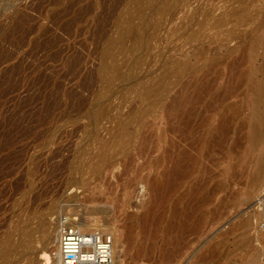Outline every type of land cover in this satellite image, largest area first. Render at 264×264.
Here are the masks:
<instances>
[{
  "label": "rangeland",
  "instance_id": "1",
  "mask_svg": "<svg viewBox=\"0 0 264 264\" xmlns=\"http://www.w3.org/2000/svg\"><path fill=\"white\" fill-rule=\"evenodd\" d=\"M262 37L264 0H0V242L11 236L0 264H36L26 226L40 249L42 219L65 215L114 228L120 264H166L158 249L136 252L145 237L161 245V232L140 220L179 145L176 101L213 77L212 93L226 91L230 64L252 48L240 63L247 83L225 100L250 116L251 84L264 88ZM228 164L211 166L209 185L221 186L206 211L216 218L189 238L192 249H220L198 264H245L249 236L250 252H264V223L241 224L259 197L247 205V187L227 176ZM189 251L177 264L190 262Z\"/></svg>",
  "mask_w": 264,
  "mask_h": 264
},
{
  "label": "bare ground",
  "instance_id": "2",
  "mask_svg": "<svg viewBox=\"0 0 264 264\" xmlns=\"http://www.w3.org/2000/svg\"><path fill=\"white\" fill-rule=\"evenodd\" d=\"M257 46L264 51V37L258 39ZM104 50L102 71L107 72L110 67L106 58L110 53L109 50ZM251 54H254L252 48L245 50L238 61L230 64L232 67L230 75L232 86L228 87L226 91L220 92L221 94L218 93L219 91L217 93L214 91L216 95L212 93L213 81L216 78L213 77L214 79H210L207 85H203L200 80L197 81L193 94L191 93L190 96L188 94L182 95L183 97L176 101L174 114L179 145L175 155L169 158V163L163 175L153 181L150 205L140 220L145 231L153 228L154 232H161L157 235L161 238V245L155 247L154 243L150 239L149 242L148 238L145 237L144 245L146 243L148 246L139 247L136 252L138 258L149 257L156 249H158L159 259L166 264H177L184 258L185 251L189 250L190 262L186 264H198L199 260L206 258L208 255H211V258L217 256L220 243L212 246L207 243L192 249L189 238L198 237L200 228L206 223L209 215L213 218L217 216L216 210L209 213L206 211V207L215 197L216 189L221 186L220 183L213 187L209 185L214 178L211 166L213 167V164L219 159L229 161L228 177L244 181L243 184L247 187L246 203L248 206H253V203H255L253 200L259 197L260 209L253 210L249 216L244 218L241 221L242 226L250 229L253 218L256 219L257 224L264 223V198L261 196L264 191L263 84L258 81L251 84L253 88V112L245 119L242 118L241 105L225 104V100L231 99V96L234 95L232 94V88L239 91L237 88H242L247 83V72L241 71L240 63L245 55L250 56ZM262 69L264 71V61ZM152 91H154L152 87H147L145 94L149 95ZM188 180H190V185L185 191L178 194L181 192L180 188L185 186ZM163 207H166V209L160 212ZM64 218L69 223L77 225L84 233L99 230L103 233L106 232L105 234H110L113 238V264H120L117 261V242H119L120 236L118 237L113 231L114 228H106V231H104L105 228L101 230L100 224H97V219H77L66 215L55 224L42 219L41 229L39 230L41 232L40 249H35L34 246L35 242L38 241L34 236L36 229L31 227L30 224L26 226V233L30 239L27 244L34 249L33 259L36 264L39 263V254H41L40 260L42 259L44 264H62L60 235L64 227ZM261 232L260 230L257 232V240H260V236L263 235ZM157 236L153 237L156 239ZM129 238H131V235H129ZM2 242L10 245L11 236H7ZM2 242H0V245ZM252 242L253 240L249 236L246 240L249 258L245 264H264L261 261L264 252H250ZM202 248L206 250L196 257ZM8 255V250H5V248L1 250L0 261L7 258ZM207 260L208 258L205 261Z\"/></svg>",
  "mask_w": 264,
  "mask_h": 264
},
{
  "label": "built area",
  "instance_id": "3",
  "mask_svg": "<svg viewBox=\"0 0 264 264\" xmlns=\"http://www.w3.org/2000/svg\"><path fill=\"white\" fill-rule=\"evenodd\" d=\"M60 235L62 264H113V238L99 230L84 233L77 225L63 219Z\"/></svg>",
  "mask_w": 264,
  "mask_h": 264
}]
</instances>
